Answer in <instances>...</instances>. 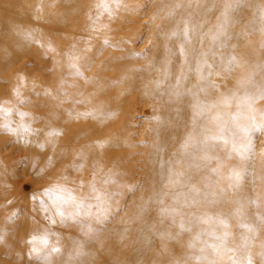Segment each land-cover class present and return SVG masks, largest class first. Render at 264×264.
Here are the masks:
<instances>
[{
	"label": "rangeland",
	"instance_id": "rangeland-1",
	"mask_svg": "<svg viewBox=\"0 0 264 264\" xmlns=\"http://www.w3.org/2000/svg\"><path fill=\"white\" fill-rule=\"evenodd\" d=\"M29 1L37 2V0H20V3L28 4ZM98 1L92 0L89 5ZM4 2L6 3L5 0ZM145 3L143 7L140 6V18L136 21L126 19L118 36L108 38L98 36L95 37L96 40L88 38L91 41L87 39V42H90L86 43V36L80 31L84 25L90 22L92 25V21L82 20L81 17L78 23L73 22L71 27L76 28L77 24L79 40L81 39L78 40L79 50L76 52V57L81 60L83 55L85 60L83 64L86 66L78 63L79 70L76 67L74 69L73 66L69 68L73 78L70 75L62 86L54 83L52 85L49 82V76L53 71L44 67L50 65L48 63L51 54L47 52L43 53V59L40 57L42 53L32 52L16 61L0 63V108L11 110L8 115L0 113V238H2L0 264H75V260L80 257H88L87 264H161L169 253L187 247L180 242L172 245V236H176L182 228L180 224H169V228L158 232L159 234L153 239L150 254L140 259L142 263L140 260L135 263L134 260L135 253L141 246L137 238L139 229L145 223L144 220L147 217L154 219L153 226H150L152 228L150 234H152L161 227V224L157 226L156 223L167 222L174 211L167 195L154 198L155 186L152 185L151 180H147V177L152 176L149 171L151 165L149 159L152 158L149 151L154 148L155 139L152 135L156 136V131L160 135L167 132L166 121L161 120L158 114L152 111L154 101L140 89L138 85L140 77L137 74L134 77L132 70L128 73L121 67L122 56L126 55L125 50L128 53L140 48L142 52L146 48L144 42L147 27L145 26H148L150 21L146 11L151 1L147 0ZM33 7L36 8L29 15L24 13L23 19L37 26V5L34 3ZM138 8L135 4L134 8L130 6L129 9L134 11ZM258 11L264 17V0H259ZM118 13L125 14L122 10L121 12L118 10ZM244 18L245 28L239 30L238 27H234L233 32L238 43L235 56L238 55L239 58L242 56L245 65L237 63L233 68L234 64L232 65L231 62V69L234 72L231 70L233 73L230 72V76L221 67L216 69L219 75L223 74V79L226 78L221 82V88H225L222 90L226 100L214 102L216 105L214 107H217L219 112L227 114L229 125L231 123L234 125L233 127L232 124L230 125L231 131L228 133L231 137L229 136V141L226 143L231 151L228 150L226 158L219 155L214 162L218 169L216 176L219 175L220 179V181L217 179V187H222V191H226L223 200H219V208L213 211V213L219 211L220 221L213 220L216 222L214 236L210 239L211 243L206 245L209 258H191L185 264H211L212 261H215V264H234V261H242L248 256L251 257L252 264H264V260L261 261L258 257V252L263 247L260 238L261 235L264 236V127L251 132V141L256 143V147L255 143H252L254 147L250 148L247 158L241 159L233 150L234 142L237 145L245 142L244 137H241L243 136L241 127H248L252 117L260 123L261 117L264 116V98L260 95L264 91V29L251 26L249 12H246ZM112 23L111 21L110 24ZM113 39H116L117 43L112 44ZM118 40L123 44H121L122 48L119 47ZM70 41L77 42V39L70 38ZM93 42L98 46L96 56L86 60L84 54L87 50H82V47H88ZM69 48L74 61L76 57L73 43ZM113 53L119 54L114 57ZM1 56L0 54V59ZM44 56H49V59ZM145 58V54L140 56L135 53L129 58L130 66L146 64L147 59L142 61ZM257 59H261V74L258 81L263 85L260 86L254 84ZM100 63L101 65L106 63V66L101 67ZM176 72L181 74V67L176 69ZM21 73L27 75L26 88H29V91L25 98L20 97L16 90L18 89L16 85L19 83L15 81V77ZM233 78L234 82H232ZM39 80L44 85L36 84ZM170 82L173 83L175 80L165 81V83ZM252 84L255 86L251 87ZM245 97L249 99L245 100ZM110 106H113L115 112H109L108 116L105 111ZM57 107H60L61 111H57ZM113 113L114 116L111 118ZM106 116L110 122L104 125V130L107 129V125H111L109 129L114 136L104 141L102 130L100 134L90 133L89 128L95 118L102 120L103 124ZM70 120L72 122H69ZM22 124L28 126L26 130L30 132L28 136L21 133ZM71 124L78 127L74 136H70ZM85 124L88 128H84ZM217 127L221 128V125L217 124ZM87 131L90 134H87ZM31 132L34 135L30 137ZM50 133L56 134L50 135ZM230 138L235 141L231 142ZM241 139L243 142L240 141ZM181 147L185 148L182 145ZM171 148L176 149L174 146ZM97 151L99 155H96ZM254 151L257 157L249 162V157ZM142 165L146 166L142 168ZM175 166L182 171L183 165L175 164ZM242 166H245L244 168L252 166L255 169L251 174L253 182L247 181V172L244 170L241 172L239 169ZM223 170L226 177H221L224 175ZM138 171H140L139 176L136 174ZM236 173L242 174L240 182L244 186L242 191L231 189ZM168 186L170 183L166 182V187L169 188ZM243 191L248 192L245 193L248 197L242 195ZM241 195L245 197L244 201L240 198ZM69 197H73L76 203L83 202L84 206L77 209L74 203L65 204L64 201ZM156 205L159 208L163 207L164 210L167 208L164 216H161ZM242 205H246L245 217H228ZM58 206L62 207L65 213L63 217L57 214ZM222 215L224 220L221 219ZM244 225L250 227L246 228ZM256 227L261 230L259 239L255 235L257 231H253ZM194 231L192 228L184 233L181 240L193 238ZM45 233L50 237V245L58 244L62 250L60 253L47 255L48 249L43 248L40 243V238ZM33 236L37 237L35 243L32 240ZM245 236L247 241L244 242ZM98 240L101 242L99 245L94 243ZM245 244L247 248H244ZM211 245H217L219 250H214ZM34 249L41 251L38 253ZM156 253L159 254L160 262L152 263ZM110 254L116 257L115 263L108 261Z\"/></svg>",
	"mask_w": 264,
	"mask_h": 264
},
{
	"label": "bare ground",
	"instance_id": "bare-ground-1",
	"mask_svg": "<svg viewBox=\"0 0 264 264\" xmlns=\"http://www.w3.org/2000/svg\"><path fill=\"white\" fill-rule=\"evenodd\" d=\"M5 1L6 3L4 0H0V54L2 55L0 63L7 64L8 62L16 61L21 56L29 55L32 52L36 54L42 53L40 57L43 59V53L47 52L51 54V60L48 63V65H50L44 66V64H42V67L44 66L46 69L50 68L53 71L51 76H49V82L52 83V85L54 83V85L62 86L63 82H65L70 75L73 78L69 68L71 69L72 66L73 68H77L78 63L83 64L85 61L83 55L81 60L76 57V52L79 50L78 40L80 33L77 24L76 28L71 27V24L73 22L78 23L81 17L82 20L88 19V21H92L94 26L93 24L90 25V22L84 25L80 31L81 34L87 37L83 36L86 39V43L90 42V39H95V37L98 36H104L106 38L118 36V32L122 29L126 19L136 21L140 18V6L143 7L147 0H120L119 5H117V0H99L98 3L93 2V5H89L92 0H37V2L29 1L28 4H21L20 0H16L15 2L12 0ZM150 1L151 3L146 11L148 17L150 16L149 27L145 26L147 27L144 42L146 48L142 50V52L140 48L134 49L128 53L125 50L126 55L122 56L121 67L128 73L132 70L134 77L135 74L140 77V82L138 84L140 89L154 101V109L152 111L157 113L161 120L164 119L166 121L167 132L160 135L156 131V136L152 135V138L155 137L153 141L154 148L149 151L150 156H152V158L149 159V163L151 164L149 165V171H151L152 176L149 178L147 177V180H151L150 182L155 186L153 189L154 198L160 195H167L174 211L171 213L167 222L159 221V223H156L157 226L161 224V227L152 234H150L152 230L150 226H153L154 219L147 217L144 220L145 223L139 229L137 238V242H139L141 246L138 252L135 253L134 260L136 263L140 259L142 260V258H145L151 250L153 239L159 234L158 232L169 228V224H180L182 229L176 236H172L171 243L174 245L180 242L187 245V247L169 253L164 259L165 261L163 260L161 264H185V262L191 258H209L210 255L206 249V245L211 243L210 239L214 236L213 232L215 231L216 222L213 220L217 219L220 221L219 218L221 216L219 211L217 213H213V211L215 208H219V200H223L224 194H226V191H222V187H217L219 175L216 176L218 169L214 162L219 158V155H223L224 158H226L228 150L229 152L231 151L226 144L227 142L225 143L223 141H229L230 134L228 132L231 131L230 125L232 123L229 125L230 122L227 114L219 112L217 107H214L216 106L214 102L217 103L219 100L224 99V91L222 90L224 87L221 88V82H224L226 79H223V74L219 75L216 71L218 67H221L224 69V72L229 75V73L233 71V69H231L233 64V68L236 67L237 63L245 65L246 62L243 60L242 56L240 58L238 55L237 57L235 56V48L238 43L235 40L236 35H234L233 29L234 27H238L239 30L245 28L243 24L245 25L244 17L246 12H249L251 19L249 22L252 24L251 26L264 29V17L261 15L262 11L259 10L261 13L258 11L259 0H238V2L237 0ZM11 3L15 4L9 5ZM34 3L37 5V26L35 23L23 19L24 13L29 15L32 10L36 8L33 7ZM135 4L139 7L138 10L134 9V11H130V6L134 8ZM118 10L120 12L122 10L125 14H119ZM225 10H227V17H225ZM10 11H13V13H10ZM111 21L113 22L112 24H110ZM185 29L188 30L187 38L185 37ZM113 33L118 34L113 35ZM70 38L77 39V42L70 41ZM87 39L90 41L87 42ZM79 41H81V39ZM71 43H73V52L76 57L74 61L70 54L69 47ZM114 43H117L116 39L112 40V44ZM121 44L122 43L118 40L120 48H122ZM95 45L96 43L93 42L88 47H82V50H87L86 53L84 52L85 54L83 53L86 60L96 56L98 46ZM181 46H183V54H181ZM135 53L140 56L145 54L146 58L142 61L147 59L146 64L131 67V62H129L131 59L129 58H131L132 55L134 56ZM118 54L119 53H113L114 57ZM45 57L46 56H44V58ZM149 57H151V59H149ZM47 58L49 59V56H47L46 59ZM29 64L31 63L29 62ZM83 66L85 67L86 65L83 64ZM99 66H106V63H102V65L100 63ZM180 67L182 73L178 74L176 69ZM29 68L30 67H28V69ZM254 71V79H256L254 80V84H256V86L263 85L258 81L261 74V59L255 61ZM26 78L27 75L25 73H21V75L15 77V81L19 83V85H16L18 86V89H16L17 94L22 98L28 96L29 88H26ZM167 79L175 80V82L165 83ZM234 81L233 78L232 82ZM36 84L44 85L41 80ZM239 84L241 83L239 82ZM4 86H6V83ZM68 86L72 88L70 85ZM253 86L255 85L252 84L251 87ZM251 87L250 90H252ZM54 93L56 94V92ZM71 94L73 95V93ZM88 102L90 103V100H88ZM59 109L60 107H57V111H61ZM159 109L162 110L159 111ZM105 112H107L109 116V112L115 111L113 110V106H110ZM159 112H161L160 115ZM218 113L224 116L219 117ZM113 116L114 113L111 115V118ZM108 121L110 122L107 116L104 117L103 124L102 120H97L95 118L92 122V126L89 128V132H98L100 134L102 130L101 133L103 132L102 137L104 141L109 139L114 135L109 129L111 125H107V129L104 130V125L109 123ZM69 122L72 121L70 120ZM217 124L221 125V128L217 127ZM233 126L232 124V127ZM71 127L70 136H74L76 134L75 129L78 127H75L73 124H71ZM113 127L114 123L112 128ZM84 128H88V125L85 124ZM104 131H106V133H104ZM89 132L87 131V134H90ZM21 133L28 136L30 132L28 133V131L23 129ZM32 134L34 135V133L31 132L30 137ZM232 134L234 133L232 132ZM236 135L238 137V134ZM241 137L243 138V136ZM219 138H223V140ZM170 139L172 140L171 143ZM232 140L233 139H231V142ZM235 140H237V138ZM240 141H242V139ZM181 145L185 148H182ZM171 146L176 147V149L173 150ZM251 147H254V145L251 144ZM254 153L250 155L249 162L257 157L256 151H254ZM96 155H99L98 151ZM175 164L183 165L182 171H179ZM145 166L146 165L142 168ZM244 167L245 166L239 167V169L241 172H243V170L247 172V181L253 182L251 174L255 172V169L252 168V166L250 168ZM251 168L254 169V171H252ZM224 170L222 174H224ZM68 174L69 173H67V175ZM136 174H140V171ZM134 176L135 175H133V177ZM222 176L224 177L225 174L221 175V177ZM166 182L170 183V186H168L169 188L166 187ZM232 185L231 189L235 191H242L244 187L242 183L236 184L234 182ZM243 193L245 194L248 192L243 191ZM244 194L242 195L247 196ZM243 196L240 198H243L242 200L244 201L245 197ZM157 205L156 209L158 208L161 216H164V212L167 208L164 210L163 207L159 208V205ZM223 208H225V206H223ZM245 209L246 205H242L237 211L231 214L229 213L230 215L228 217H242L247 212ZM201 219H203L202 223ZM221 219L224 220V215H222ZM258 223L260 226L262 225L260 221H258ZM192 228L195 230V235L192 236L193 238L181 240L182 235L189 232ZM257 228L258 227L253 231H257L255 235L258 236L257 238L259 239L261 230ZM225 232L227 233L228 231L226 230ZM169 236L171 238V232ZM185 237L187 236L185 235ZM245 238L246 236L243 239L244 242L247 241ZM260 241L263 247L262 249L260 248L258 257L263 261V235H261ZM94 243L98 245L101 244L99 240L97 242L94 241ZM244 248H247V244L244 245ZM244 251H247V249H244ZM173 254H175V256H173ZM115 258L113 254H110L108 261L115 263L117 261ZM29 260L31 259L29 258ZM88 260V257H80L75 260V264H87ZM158 261L160 262L159 254L156 253L152 258V263Z\"/></svg>",
	"mask_w": 264,
	"mask_h": 264
},
{
	"label": "snow or ice",
	"instance_id": "snow-or-ice-1",
	"mask_svg": "<svg viewBox=\"0 0 264 264\" xmlns=\"http://www.w3.org/2000/svg\"><path fill=\"white\" fill-rule=\"evenodd\" d=\"M120 0H117V5H119ZM238 2V0H237ZM225 17H227V10H225ZM185 37H188V30L185 29ZM181 54H183V46H181ZM234 59V58H233ZM261 97L264 98V91L261 92ZM249 99L248 97H245V100ZM11 110H4L2 108H0V113H3L4 115H8L10 114ZM22 115H26V114H22ZM5 127H7V125H5ZM22 129L28 130V126L27 125H21L20 126ZM260 127H264V116L261 117V122L258 123L255 119V117L251 118V123L248 125V127L242 128L241 132L243 134L244 137V141L243 143H240L239 145H237L235 142L233 143V150L237 152V154L240 156L241 159H245L247 158L248 152L251 148V132L253 130H256ZM51 134H56V133H50ZM217 139V138H214ZM221 140H223V138H219ZM223 142H227L226 140H224ZM234 182L236 184H239L242 180V174L241 173H236L233 177ZM99 198V197H98ZM65 204H69V203H74L75 207L77 209L82 208L83 202H79L76 203L73 197H69L68 199H66L64 201ZM57 214L61 217H63L65 215L62 207H57ZM221 223H224L223 221H221ZM244 227L249 228L250 226L244 225ZM2 239V238H0ZM33 243H35V241L37 240L36 236L32 237ZM40 243L43 245V248L48 249L47 255H51L52 253H60L62 250L59 248L58 244H51L50 245V237L47 233H45L41 238H40ZM210 247H212L214 250L218 251L219 248L217 245H211ZM35 251H37L38 253L41 251V249H34ZM203 251V250H202ZM211 264H215V261H212ZM234 264H252V260L251 257L248 256L246 257L244 260L242 261H234Z\"/></svg>",
	"mask_w": 264,
	"mask_h": 264
}]
</instances>
